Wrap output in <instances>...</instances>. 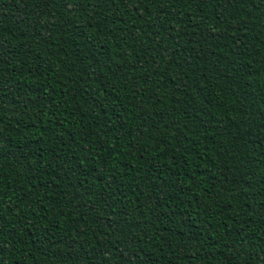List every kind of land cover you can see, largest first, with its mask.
I'll return each instance as SVG.
<instances>
[{"label":"trees","instance_id":"trees-1","mask_svg":"<svg viewBox=\"0 0 264 264\" xmlns=\"http://www.w3.org/2000/svg\"><path fill=\"white\" fill-rule=\"evenodd\" d=\"M0 264H264V0H0Z\"/></svg>","mask_w":264,"mask_h":264}]
</instances>
